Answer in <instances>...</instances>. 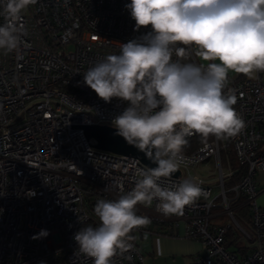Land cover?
I'll use <instances>...</instances> for the list:
<instances>
[{"label":"built area","instance_id":"obj_1","mask_svg":"<svg viewBox=\"0 0 264 264\" xmlns=\"http://www.w3.org/2000/svg\"><path fill=\"white\" fill-rule=\"evenodd\" d=\"M130 0H37L18 22L20 44L0 52V264H93L78 251L74 235L84 224L96 226L93 208L98 199L114 200L131 190L135 169L145 167L133 155L96 148L83 125L112 121L127 107L106 103L83 83V73L120 44L149 29L135 30L125 5ZM2 8V0H0ZM5 22L0 15V24ZM198 60V58L193 57ZM234 91V105L243 127L234 135L211 138L183 151L180 175L207 192L186 206L183 216H164L155 207L137 206L151 223L133 230V248L112 258V264H145L139 239L152 234L176 235L179 221L184 236L201 244V254L188 264H264V206L258 205L255 174L264 171V72L251 78L229 74L225 88ZM193 136V135H192ZM188 138V137H187ZM186 138V139H187ZM234 152L237 166L223 167L221 152ZM212 159L220 192L211 181L189 168ZM243 167L239 181H225ZM184 173V175H183ZM230 192V194H229ZM219 200L218 204L215 203ZM249 206L250 227H242L232 201ZM222 207L231 222L211 224ZM48 235L40 238L41 230ZM228 230L239 232L243 248L225 244Z\"/></svg>","mask_w":264,"mask_h":264},{"label":"clouds","instance_id":"obj_2","mask_svg":"<svg viewBox=\"0 0 264 264\" xmlns=\"http://www.w3.org/2000/svg\"><path fill=\"white\" fill-rule=\"evenodd\" d=\"M36 2L2 0L0 52L17 49L21 13ZM125 8L136 31L149 30L96 61L83 83L106 103H127L112 121L116 134L155 167H137L134 187L121 189L117 199H98L96 226L80 217L84 226L74 240L93 264H112L133 248L130 233L151 223L137 214L138 205L155 202L164 216H183L186 206L207 196L193 179H173L186 138H223L240 130L237 96L225 91L229 73L251 78L264 72V0H130ZM47 235L42 229L33 238Z\"/></svg>","mask_w":264,"mask_h":264},{"label":"rangeland","instance_id":"obj_3","mask_svg":"<svg viewBox=\"0 0 264 264\" xmlns=\"http://www.w3.org/2000/svg\"><path fill=\"white\" fill-rule=\"evenodd\" d=\"M229 163L235 167L237 166V159L234 152L231 151L228 155ZM223 167L226 166V155L222 154ZM217 169L214 166L212 159L206 162H201L189 168L191 174H198L205 179L211 181L213 185V194L215 196L220 192L217 185ZM184 175V173H183ZM256 187L258 194L256 202L258 205L264 206V171H257L255 174ZM219 200L216 199L215 203L218 204ZM212 212H218L219 215L210 218L211 224L225 225L231 222L229 215L223 211L222 207H213ZM249 218V216H248ZM250 220L248 219V223ZM185 223L179 221L177 226L176 235L173 234H152L146 235L139 239V250L144 256L145 264H188L195 259V256L201 254V244L195 239H190L184 236ZM238 240L243 241L242 238ZM192 243L195 248L190 249L186 247V243ZM239 243V242H238Z\"/></svg>","mask_w":264,"mask_h":264},{"label":"water","instance_id":"obj_4","mask_svg":"<svg viewBox=\"0 0 264 264\" xmlns=\"http://www.w3.org/2000/svg\"><path fill=\"white\" fill-rule=\"evenodd\" d=\"M86 138L95 140L96 148L107 150L116 154L133 155L147 167H155L151 161L147 160L143 153L135 147L127 144V142L116 134V129L113 126L103 124H86L82 126ZM180 175V170L174 173L173 176Z\"/></svg>","mask_w":264,"mask_h":264},{"label":"trees","instance_id":"obj_5","mask_svg":"<svg viewBox=\"0 0 264 264\" xmlns=\"http://www.w3.org/2000/svg\"><path fill=\"white\" fill-rule=\"evenodd\" d=\"M212 135L208 137H202L199 134H195L193 136H190L187 138L188 143L185 145L183 151L189 152L199 144L209 140ZM231 149L228 147L226 151L221 152V156L224 153H227L228 155L230 154ZM243 167L240 168L239 171H237L232 178L229 180L225 181L224 187H229L231 184L239 181L241 175L243 174ZM230 194V192H229ZM241 199H238L237 201H232L230 203V207L233 209V214L237 218L238 222L241 224L242 227H250V222L248 223V210L249 206L247 204H240ZM239 239V232H235L233 230H228L225 233V244L226 245H232L236 244L235 246L237 248H243L244 246V241L238 240ZM239 242V243H238Z\"/></svg>","mask_w":264,"mask_h":264},{"label":"crops","instance_id":"obj_6","mask_svg":"<svg viewBox=\"0 0 264 264\" xmlns=\"http://www.w3.org/2000/svg\"><path fill=\"white\" fill-rule=\"evenodd\" d=\"M229 74H237V73L230 72ZM186 247H187V248H190V249H193V250H194V248H195V246H194L192 243H190V242L186 243Z\"/></svg>","mask_w":264,"mask_h":264}]
</instances>
